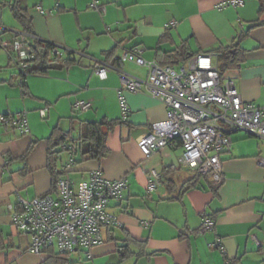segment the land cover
Masks as SVG:
<instances>
[{"label":"crops","instance_id":"0c3cea01","mask_svg":"<svg viewBox=\"0 0 264 264\" xmlns=\"http://www.w3.org/2000/svg\"><path fill=\"white\" fill-rule=\"evenodd\" d=\"M15 1L0 0V25L12 29L17 25L22 32L11 9ZM227 1L20 0L32 19L34 33L43 41L76 52L74 57L80 63L27 79L26 89L17 85L20 78L10 68V78L0 79V114L27 112L31 131L30 136H22L16 130L0 128V264H43L48 259L27 252L31 239L14 228L9 206H16L18 195L35 198L54 193L47 168V139L55 128L77 137L81 122L104 119L121 122L108 131L109 154L101 161L75 165L67 176L77 185L90 172L100 170L108 180L128 181L127 189L108 209L118 225L105 229V243L89 259L93 264H228L233 260L264 264V167L259 164L264 159V145L256 142L264 140L233 132L232 148L221 156L225 181L214 188L203 177L188 189L187 183L196 173L180 163L183 148L179 142L148 159L138 147L139 138L166 120V106L147 92L124 91L130 111L123 119L119 74L112 72L106 80L94 74L96 64L114 65L120 60L118 68L145 78L146 69L122 60L125 52L139 48L145 60L159 61L162 53L183 44L189 54L213 55L220 70L218 56L210 52L241 40L244 61L239 69L225 73L224 80L234 81L245 102L264 107V24L252 27L257 21L264 22L261 4L244 0L242 8L217 9ZM93 3L104 6L106 13L90 9ZM172 22H177L174 29L168 28ZM112 51L113 56H108ZM78 101L91 102L92 109L74 115L72 106ZM44 109L48 110L47 123L40 114L31 113ZM34 140L38 144L28 154ZM57 167L61 171L64 166ZM152 170L160 172L163 181L148 194ZM204 218L212 219L215 227L200 234ZM254 235L262 245L254 242ZM217 240L224 253L212 248ZM123 247H128L125 258Z\"/></svg>","mask_w":264,"mask_h":264},{"label":"built area","instance_id":"2783aa9c","mask_svg":"<svg viewBox=\"0 0 264 264\" xmlns=\"http://www.w3.org/2000/svg\"><path fill=\"white\" fill-rule=\"evenodd\" d=\"M244 4L243 0H228L217 9L242 8ZM90 9L106 13V8L98 3L91 4ZM38 10L44 13L41 7ZM176 27L177 22L168 25V28ZM3 28L6 27L0 25V32ZM9 32L14 35L12 40L0 41V46L7 53L13 70L26 71L32 60V41L43 40L27 32ZM61 49L64 48H56V56L63 57ZM143 52L139 48L125 52L122 60L146 69L145 78L133 76L106 62L97 64L94 74L101 80H106L112 72L119 74L122 87L118 97L123 119L130 111L122 94L124 91L147 92L166 106V120L154 124L138 140V147L146 159L179 142L183 148L180 163L196 174L206 176L214 188H218L225 181L221 156L232 148L231 134L241 131L264 140V107L245 102L234 81L221 78L213 55L198 54L174 68L162 66L155 60H145ZM91 109V102L78 101L72 107L73 113L79 116ZM40 114L44 117L46 110ZM0 128L16 130L22 136L31 133L27 112L0 114ZM259 164L264 167V159H260ZM74 166V160L70 158L66 171H71ZM162 181L163 175L152 170L147 193H153ZM127 187V179L108 180L100 170L90 172L89 178L77 185L65 177L57 183L56 193L35 198L18 195L16 206H9L12 224L17 231L30 237L27 250L30 254L41 255L45 249L61 254L79 251L92 259L93 250L105 243V229L118 225L108 209ZM214 227L212 219L204 218L199 233H207ZM252 239L258 246L262 245L258 236L254 235ZM212 248L224 253L220 240Z\"/></svg>","mask_w":264,"mask_h":264},{"label":"trees","instance_id":"16d2710c","mask_svg":"<svg viewBox=\"0 0 264 264\" xmlns=\"http://www.w3.org/2000/svg\"><path fill=\"white\" fill-rule=\"evenodd\" d=\"M244 1V0H243ZM261 4L260 14H264V0H258ZM11 9L14 17L18 23L23 27L22 32L31 33L36 35L32 29V19L28 16V11L21 7L20 0H16L11 4ZM264 22L257 21L252 27H257L263 25ZM14 30V29H12ZM9 35L11 38L6 37ZM14 35L9 32L7 28H3L0 32V41H11ZM37 36V35H36ZM243 38V37H242ZM58 46L51 42L41 41L35 39L31 43V54L32 60L29 63L26 71L16 72L12 69L11 65L8 68L12 69L16 75L20 78L19 86L23 89L27 88V79L30 76H47L53 70H60L69 67L75 63H80L76 57L75 52L65 50L67 59L64 60L63 57H58L55 54V50ZM186 44L177 48L172 52L162 53L161 60L157 61L162 66L176 67L181 64L186 63L193 56L198 54H189L186 50ZM0 50L2 47L0 46ZM211 54H216L220 62V75L222 79H225L224 75L228 71L236 70L240 68V65L244 61L245 50L241 48V40L236 44L221 48L219 50L210 52ZM87 57L80 55L82 58H89L88 54L83 53ZM108 56H113V51L108 53ZM120 60H116L114 65L118 67ZM97 65V64H96ZM95 65V66H96ZM4 71V68L0 66V73ZM3 83V81H0ZM73 107V106H72ZM73 111V110H72ZM74 114V113H73ZM75 115V114H74ZM79 116V115H76ZM79 118V117H77ZM81 122V121H80ZM29 123V122H28ZM121 122L117 120L104 119L100 122H81L80 133L76 137L72 132H63L59 128H55L52 134L47 139L48 142V165L47 168L52 177V191L56 193L57 183L60 179L68 176L70 171H66V166L63 167L61 171L58 170L57 160L58 155L61 152H67L70 158H73L75 165L89 160L101 161L109 154V149L107 148L108 131L110 128L119 125ZM31 132V131H30ZM38 144V140H34L31 143L30 150L28 154L33 151V149ZM26 154L25 157H28ZM207 178L200 174H196L195 178L187 183V188L195 187L201 178ZM53 194V193H51ZM47 255L48 259L43 264H78L76 262H71L70 254H61L54 252L52 249H45L44 253ZM122 257L128 256V247H123L121 250ZM237 260L227 261L228 264H238Z\"/></svg>","mask_w":264,"mask_h":264},{"label":"rangeland","instance_id":"374dc122","mask_svg":"<svg viewBox=\"0 0 264 264\" xmlns=\"http://www.w3.org/2000/svg\"><path fill=\"white\" fill-rule=\"evenodd\" d=\"M11 18H12V16H11ZM13 24H14V26L16 25L15 22H13ZM6 28H8L9 30H12L11 27H6ZM15 28L16 29H14V30L20 32V30L18 29L19 27L17 25L15 26ZM60 47L65 48L64 46H60ZM65 49H67V48H65ZM60 52L66 55L64 49H61ZM78 54H80V53H78ZM8 65H10V62H9V58H8L7 53L4 52L3 50H0V66L4 68V71L2 73H0V79H4V78L5 79H9L10 78L12 72L8 68ZM36 77L37 76H30V77H28V81L31 80L32 78H36ZM16 83L18 85L19 82H16ZM44 110H46V109H44ZM41 111L40 112L39 111H37V112H31V113L40 114ZM47 112H48V110H46V115L44 117H42L41 114H40V117L42 119H44V121L43 120H41V121H43L45 123H47L49 121V119L47 118L48 117V113ZM27 136H30V135H27ZM250 140H253V141L255 140L256 141L257 139H250ZM256 142L257 143H260L261 145H264V141H262V140H258ZM69 161H70V158L68 157V154L66 152H61L58 155V160H57L58 166H61V165L66 166V164H68ZM44 256H45V254L38 255V257H44ZM70 259H71V261L76 262L78 264H93V261H94V260H89L85 256V254L83 252H75V253L70 254Z\"/></svg>","mask_w":264,"mask_h":264}]
</instances>
